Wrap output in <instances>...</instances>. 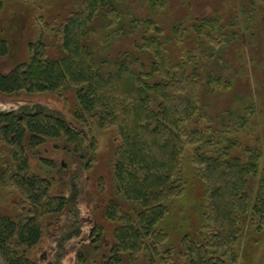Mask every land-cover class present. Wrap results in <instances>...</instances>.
Wrapping results in <instances>:
<instances>
[{
	"label": "trees",
	"instance_id": "16d2710c",
	"mask_svg": "<svg viewBox=\"0 0 264 264\" xmlns=\"http://www.w3.org/2000/svg\"><path fill=\"white\" fill-rule=\"evenodd\" d=\"M259 1L264 23V0ZM146 4L156 16L167 0H75L52 24L58 53H49L50 45L39 38L31 44L30 62L0 72V93H56L76 86L75 118L118 129L116 197L105 208L117 226L102 264L139 260L142 254L149 264H182L183 252L185 264H229L244 230L264 228V133L256 101L243 97L220 111L205 100L235 88L243 67L232 74L224 57L240 37L226 33L217 13L192 18L172 32L181 44L192 33L206 47L177 61L168 46L171 36L152 17L138 16ZM250 20L248 31L255 29ZM128 39L132 47L115 50ZM9 53V41L0 37V58ZM259 110L264 112V104ZM59 139L79 154L94 146L84 130L41 106L0 114V144L10 148V161L2 163L0 153V170L6 166L0 187L9 181L30 204L15 215L0 208V264H38L27 251L43 240V217L66 207L65 198L49 195L50 181L29 168L30 150ZM173 228L180 230L178 237ZM78 263L88 264L82 254Z\"/></svg>",
	"mask_w": 264,
	"mask_h": 264
},
{
	"label": "rangeland",
	"instance_id": "374dc122",
	"mask_svg": "<svg viewBox=\"0 0 264 264\" xmlns=\"http://www.w3.org/2000/svg\"><path fill=\"white\" fill-rule=\"evenodd\" d=\"M0 1L4 4L0 11V37L4 36L10 44L9 55L0 58L1 73H9L16 66L30 62L33 56L31 44L41 37L50 45L49 53H58L59 46L52 32V24L57 22L56 18L61 12L68 14L75 0ZM262 6L259 0H167L166 8L161 14H150L147 4L138 12V16L152 17L166 35L171 36L168 46L177 61L180 58L187 60L188 56L200 53L206 45L201 40L198 41L192 33L191 40L181 44L172 32L173 28L176 25H190L192 18L214 13L221 15L228 26L226 33L230 35L231 32H236L240 37L224 59L230 62V67H234L232 74L239 66L243 69L240 70L232 91L215 94L205 100L206 103H211V109L220 110L229 104L236 107L235 104L246 100L240 98L251 96L258 106L260 133H264V112L260 113L259 110L264 104ZM248 18L254 22V30H247ZM252 33L258 40L252 39ZM128 41L117 42L115 50L132 47V42L129 39ZM240 58L244 59L243 63ZM77 92L76 86H70L56 93H0V114L41 106L64 116L71 124L84 130L90 142H94L93 148L87 145L81 154L76 153L65 139L49 140L44 145L30 150V172L50 181V196L67 200L62 213L43 217V240L27 251V255L38 264H79V254L85 257L88 264H102L105 257L110 256V249L115 242L113 231L117 225L105 215V208L114 196L116 197L113 164L121 138L116 127L99 128L92 122L83 124L75 118V112L80 109ZM251 140L252 138H248L247 142L251 143ZM1 152V157L5 159L2 163L10 161V148L0 144ZM5 169L6 166L0 170V174ZM7 183V188L0 187L1 210L5 211L4 214L24 213V210L27 211L30 207L29 202L18 188L10 185L9 181ZM117 198L123 197L119 194ZM172 230L176 237L180 235V230ZM234 252L236 257L229 264H264V228L245 229ZM181 260L182 264H185L184 252ZM149 263L142 254L139 260L124 259L121 264Z\"/></svg>",
	"mask_w": 264,
	"mask_h": 264
}]
</instances>
